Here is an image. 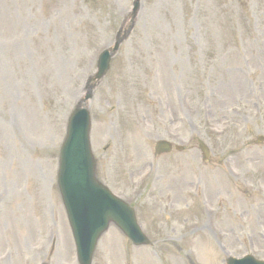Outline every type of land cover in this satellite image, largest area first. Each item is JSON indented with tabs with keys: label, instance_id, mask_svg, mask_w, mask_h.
<instances>
[{
	"label": "rangeland",
	"instance_id": "obj_1",
	"mask_svg": "<svg viewBox=\"0 0 264 264\" xmlns=\"http://www.w3.org/2000/svg\"><path fill=\"white\" fill-rule=\"evenodd\" d=\"M131 3L0 0V264H77L58 148ZM87 108L96 175L151 242L111 224L92 264L264 257V0H140Z\"/></svg>",
	"mask_w": 264,
	"mask_h": 264
},
{
	"label": "water",
	"instance_id": "obj_2",
	"mask_svg": "<svg viewBox=\"0 0 264 264\" xmlns=\"http://www.w3.org/2000/svg\"><path fill=\"white\" fill-rule=\"evenodd\" d=\"M139 0H134L131 22L118 33L112 48L98 58L96 72L87 81V93L68 118L64 141L59 151L57 182L68 222L72 230L79 264H90L91 255L100 233L109 222L116 224L136 244L148 241L135 228L132 210L119 200L112 199L106 189L94 177V161L88 141L89 115L84 103L91 96L92 88L108 69L110 57L127 37L134 23ZM202 158L207 159V148L199 144ZM180 149V148H177ZM170 145L157 142L156 153L167 152ZM232 264V261L227 262ZM246 264V262H241Z\"/></svg>",
	"mask_w": 264,
	"mask_h": 264
},
{
	"label": "bare ground",
	"instance_id": "obj_3",
	"mask_svg": "<svg viewBox=\"0 0 264 264\" xmlns=\"http://www.w3.org/2000/svg\"><path fill=\"white\" fill-rule=\"evenodd\" d=\"M29 171H30V168L28 169V172H27V171H26V172H27L28 174H30V172H29Z\"/></svg>",
	"mask_w": 264,
	"mask_h": 264
}]
</instances>
